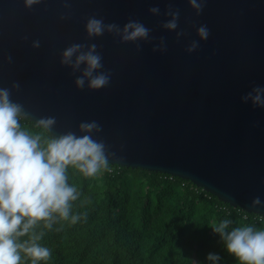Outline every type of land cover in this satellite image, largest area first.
Returning a JSON list of instances; mask_svg holds the SVG:
<instances>
[{"label": "water", "instance_id": "obj_1", "mask_svg": "<svg viewBox=\"0 0 264 264\" xmlns=\"http://www.w3.org/2000/svg\"><path fill=\"white\" fill-rule=\"evenodd\" d=\"M70 2L71 17L60 20L62 0L32 9L22 0H0V86L20 83L12 99L32 114L29 120L55 116L56 135L96 120L100 138L115 152L110 164L190 180L220 201L264 217V207L251 206L256 196L264 201V109L240 99L253 85H264V0H207L199 16L187 0ZM168 3L179 9L178 27L187 33L179 41L160 26ZM154 5L161 15L148 11ZM93 14L121 26L139 20L157 40L139 42V51L109 33L88 40L84 23ZM193 22L206 24L210 34L187 53L186 44L199 40ZM161 36L166 50L154 52ZM32 39L40 40L38 49ZM73 42L97 44L112 73L106 87H75L71 69L59 63Z\"/></svg>", "mask_w": 264, "mask_h": 264}, {"label": "clouds", "instance_id": "obj_2", "mask_svg": "<svg viewBox=\"0 0 264 264\" xmlns=\"http://www.w3.org/2000/svg\"><path fill=\"white\" fill-rule=\"evenodd\" d=\"M189 6L199 16L207 0H187ZM25 9L44 3V0H22ZM65 10L59 16L66 20L72 15L70 0H62ZM148 11L161 15L159 5ZM165 20L161 28L174 31L177 41L187 36L180 29V11L172 3L165 5ZM199 40L192 39L185 46L192 53L207 40L210 30L206 24L193 22ZM84 29L88 40L105 33L118 37L119 42H133L140 50L139 42L151 43L156 38L151 29L136 19H128L122 26L115 22L106 23L103 16L95 14L86 17ZM23 40L29 37L25 35ZM39 39L31 40V47L38 49ZM152 50L164 52L166 42L163 36L154 43ZM4 61L12 63V56L5 55ZM59 63L71 69L77 89L99 90L106 87L111 79V70L105 69L102 53L96 43L68 44L60 52ZM79 73V75H76ZM20 83L13 81L10 86H0V264H30L48 261L52 250L40 243L45 230H52L60 221L76 224L86 219V212H74V203L81 197L75 184L69 183L68 170L72 167L85 177H93L102 171H110V158L115 152L100 138L102 126L96 120L81 121L77 132L53 133L55 116H41L33 121L40 131H30L21 125V119H31L24 105L12 99L13 92H19ZM242 103L250 102L253 108L264 109V85L255 84L241 97ZM252 207H264V201L256 196ZM228 216L214 222L211 230L223 241L225 250L239 264H264V227L254 224L233 226ZM59 230V229H56ZM22 237H26L21 239ZM221 256L209 252L206 261L219 264ZM198 264V262H195Z\"/></svg>", "mask_w": 264, "mask_h": 264}, {"label": "trees", "instance_id": "obj_3", "mask_svg": "<svg viewBox=\"0 0 264 264\" xmlns=\"http://www.w3.org/2000/svg\"><path fill=\"white\" fill-rule=\"evenodd\" d=\"M20 122L40 131L29 119ZM109 168L85 177L69 167V183L81 192L73 211L87 216L45 230L40 243L52 255L40 264H209V252L220 254L219 264H239L212 232L213 223L228 216L233 226L264 227L263 216L220 201L190 180L117 164Z\"/></svg>", "mask_w": 264, "mask_h": 264}]
</instances>
